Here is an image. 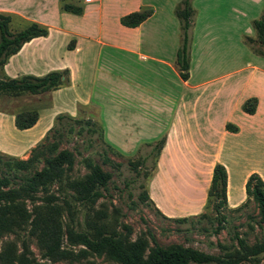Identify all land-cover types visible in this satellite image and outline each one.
<instances>
[{"label": "crops", "instance_id": "0c3cea01", "mask_svg": "<svg viewBox=\"0 0 264 264\" xmlns=\"http://www.w3.org/2000/svg\"><path fill=\"white\" fill-rule=\"evenodd\" d=\"M61 1L0 0L10 22L48 27L47 34L25 41L9 56L4 72L40 75L67 68L69 77L51 90L24 93L39 105L29 127L15 125L13 104L0 108V150L24 157L58 113L77 115L80 107L94 106L103 140L123 154L165 136L147 182L150 201L162 214L199 213L216 162L226 167L228 208L243 203L249 174L264 179V56L251 49L247 58L242 44V36L257 37L252 20L261 14L263 0L191 1L198 17L190 29L187 79L176 62L180 24L174 10L181 0H82L80 13L62 9ZM144 7L151 13L139 24L121 22L122 15ZM250 96L257 97L253 112L242 109ZM179 168L192 175L195 198L188 209L176 189Z\"/></svg>", "mask_w": 264, "mask_h": 264}, {"label": "rangeland", "instance_id": "374dc122", "mask_svg": "<svg viewBox=\"0 0 264 264\" xmlns=\"http://www.w3.org/2000/svg\"><path fill=\"white\" fill-rule=\"evenodd\" d=\"M63 3L65 0L61 1V4ZM71 4L82 5V0H74ZM197 6L203 9L206 5L200 1ZM196 16L197 13L194 15V20L198 17ZM26 25L20 21L10 22L13 31ZM249 25L251 26L250 23ZM242 37L243 49L247 58H250L251 48L245 42V36ZM235 39L232 32V50ZM233 67L235 63L232 62L230 68ZM12 98L7 95L1 96L0 108L13 104L12 106L18 111L26 108L24 106L36 105V100L31 95L20 94L15 96L14 100ZM95 112L94 106H83L75 116L86 118L90 115L99 122ZM68 121L74 123V131L53 132L50 141L58 142V150L70 149L75 155L74 165L65 172L62 180L53 181L46 188L40 186L34 190L36 198H20V203L26 209L24 220L17 214L5 213L10 218L11 224L10 228L0 229V264H119L105 252H94L81 244L69 243L65 233L69 226L92 235L101 231H115L127 235L132 240L141 239L146 243V253L149 246L154 243L153 237L161 246H193L222 256L241 251L237 237H241L249 246L264 237V221L260 220L258 203L252 198L241 208L222 207L219 213L213 206V199L209 198L199 213L183 221L164 216L157 211L149 199L139 197L142 190H147V182L156 162L155 151L149 152L150 146L144 145L132 154L120 155L105 143L98 131H87L83 121L79 123ZM80 126L83 128L81 133L77 131ZM29 152L22 158L27 157ZM9 155L0 150V176H7L10 180L9 185L18 186L23 182L24 176L30 172L17 169ZM143 155L146 156L145 164L133 167L128 161L130 157L138 158ZM94 163L99 164L110 176L107 185L100 187L102 194L91 201H86L80 196L81 189ZM41 165L42 161L37 167ZM176 173L181 174V177L176 179L177 186H175L177 192L182 193L184 199L181 200L182 205L184 208H191L193 207L191 201L195 198L193 189L189 185V177L191 178L192 175L186 168L176 169ZM207 177L206 167L204 179ZM50 193L58 195V198L46 203L42 196ZM54 231L55 238L56 236L59 238L61 248L72 249L74 253L79 250L82 252L68 257L46 254V242H49ZM256 256L258 258L256 264H264V251ZM190 264L218 263L191 261ZM240 264L254 263L251 259H245Z\"/></svg>", "mask_w": 264, "mask_h": 264}, {"label": "trees", "instance_id": "16d2710c", "mask_svg": "<svg viewBox=\"0 0 264 264\" xmlns=\"http://www.w3.org/2000/svg\"><path fill=\"white\" fill-rule=\"evenodd\" d=\"M192 0H181L180 5L176 6L174 13L180 24V43L177 49L176 62L179 74L183 79L189 76V46H190V29L194 22L196 9L193 7ZM64 10L80 13L81 5H74L71 2L61 4ZM151 13L150 8H142L128 12L121 16V22L128 26L139 24ZM11 14L0 11V98L4 95L12 97L24 93H39L46 90L59 87L68 83V69H52L44 74L23 73L17 76H9L3 70L5 62L9 56L22 46V44L38 35H45L48 27L36 21L29 22L25 27L13 31L10 28ZM253 27L256 30L257 37L253 38L245 35V42L257 54L264 56V0L263 8L259 17L252 20ZM257 103L256 96L248 97L242 104V109L247 112H253ZM39 105L22 108L15 112L14 122L18 128H26L33 125L38 118ZM80 110V109H79ZM73 122H84L87 131H98L102 136V126L90 115L84 117L71 115L66 112H60L55 116L54 123L47 130L41 140L31 147L29 155L25 158L15 155H9L13 159V164L17 169L29 171L25 175L23 182L18 186L9 185L10 180L7 176H0V229L10 228L11 220L5 215L6 212L17 214L22 220L25 219L26 209L20 203V198H36L33 193L38 187L46 188L53 181L63 179L65 172L71 169L75 162L74 153L68 149H59L57 141H50L53 132L74 131ZM235 128V127H233ZM83 128L80 126L78 132L81 133ZM103 139V137H102ZM165 141V136L156 140L145 141L137 149L140 150L144 145L150 146V151H155L156 157L159 154ZM110 146V145H109ZM112 150L118 154L123 153L117 151L112 146ZM42 161L41 167L37 164ZM128 161L133 167L139 164H145L146 156L138 158L130 157ZM156 164V162H155ZM155 167V165H154ZM152 173H150L151 175ZM109 173L103 171L97 163L92 164L90 172L87 174L86 183L82 185L81 198L86 201L93 200L96 196L102 194L100 187H105L108 183ZM227 171L224 164L216 162L213 166L211 182L207 191V199H213V206L217 213L222 207H227L226 200ZM245 191L247 199L234 208H241L250 198L255 199L258 203L260 212V220L264 221V179L258 172H251L245 182ZM142 199H149L147 190H142L139 194ZM46 203H50L58 198L54 193L42 196ZM157 211L160 212L159 209ZM161 213V212H160ZM162 214V213H161ZM164 215V214H163ZM166 216V215H164ZM191 215L183 216H166L170 219L183 221ZM66 239L71 244H81L85 248L102 253L105 252L119 264H190L191 261L201 262H217L218 264H240L242 260L251 259L256 264L258 262L257 254L264 251V237L253 245L244 243L241 237H237L241 251L233 254L215 255L202 251L193 246L170 245L161 246L153 237V245L149 246L148 252H145L146 243L141 239H130L127 235L115 231L97 232L90 234L83 230H76L69 226L66 229ZM55 231L50 236L49 242H46L45 253L48 255H58L60 257H68L81 250L74 251L68 248H61L59 238ZM85 248H82L85 249Z\"/></svg>", "mask_w": 264, "mask_h": 264}]
</instances>
